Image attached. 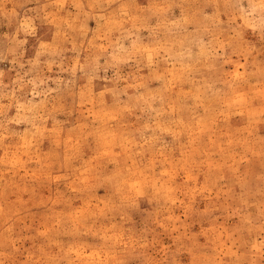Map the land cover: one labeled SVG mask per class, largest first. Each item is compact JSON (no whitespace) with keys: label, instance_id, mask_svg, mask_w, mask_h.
Segmentation results:
<instances>
[{"label":"rangeland","instance_id":"rangeland-1","mask_svg":"<svg viewBox=\"0 0 264 264\" xmlns=\"http://www.w3.org/2000/svg\"><path fill=\"white\" fill-rule=\"evenodd\" d=\"M0 264H264V0H0Z\"/></svg>","mask_w":264,"mask_h":264}]
</instances>
